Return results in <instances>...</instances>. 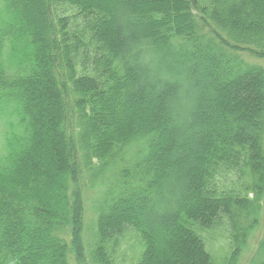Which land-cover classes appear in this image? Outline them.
Instances as JSON below:
<instances>
[{
	"label": "trees",
	"instance_id": "obj_1",
	"mask_svg": "<svg viewBox=\"0 0 264 264\" xmlns=\"http://www.w3.org/2000/svg\"><path fill=\"white\" fill-rule=\"evenodd\" d=\"M259 60L264 0H0V264H239L264 218Z\"/></svg>",
	"mask_w": 264,
	"mask_h": 264
},
{
	"label": "rangeland",
	"instance_id": "obj_2",
	"mask_svg": "<svg viewBox=\"0 0 264 264\" xmlns=\"http://www.w3.org/2000/svg\"><path fill=\"white\" fill-rule=\"evenodd\" d=\"M260 63L264 64V61L259 60ZM4 145V129L3 126L0 124V148ZM88 218L91 220L92 212L88 213ZM264 214V213H263ZM264 231V218L261 221V224L257 228L254 237L250 240V248L249 250L242 256L239 264H248L249 259L252 257L255 249L257 248L258 241L260 240ZM206 238L208 239V244L211 246V249L218 255H222L226 248H228V241L229 235L226 231H223V228L219 229L218 231H214L211 234H207ZM138 237L133 232H129L122 236L121 238V246L119 251L122 253V258L125 260H129L130 254L133 250H135L134 245H138ZM120 257V260L122 259ZM129 262V261H127Z\"/></svg>",
	"mask_w": 264,
	"mask_h": 264
}]
</instances>
